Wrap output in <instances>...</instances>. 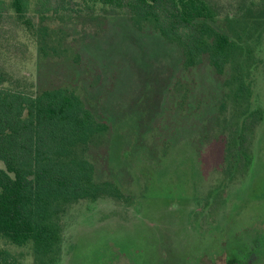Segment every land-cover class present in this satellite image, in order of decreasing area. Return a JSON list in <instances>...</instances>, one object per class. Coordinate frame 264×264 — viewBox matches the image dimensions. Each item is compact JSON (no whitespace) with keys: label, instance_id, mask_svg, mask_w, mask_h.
I'll return each mask as SVG.
<instances>
[{"label":"rangeland","instance_id":"obj_1","mask_svg":"<svg viewBox=\"0 0 264 264\" xmlns=\"http://www.w3.org/2000/svg\"><path fill=\"white\" fill-rule=\"evenodd\" d=\"M79 2L44 20L74 50L68 57L40 56L32 11L33 27L11 12L0 21L6 83L34 91L73 86L110 128L88 153L96 178L113 181L126 197L70 204L53 264H173L180 257L186 264H264V116L246 175L225 181L218 126L225 75L206 61L185 69L179 47L157 32L136 29L124 14L90 21ZM212 3L224 19L249 0ZM255 35L251 102L264 113V30ZM0 250L7 264H33L28 246L0 238Z\"/></svg>","mask_w":264,"mask_h":264},{"label":"trees","instance_id":"obj_2","mask_svg":"<svg viewBox=\"0 0 264 264\" xmlns=\"http://www.w3.org/2000/svg\"><path fill=\"white\" fill-rule=\"evenodd\" d=\"M78 1L86 6L90 21L101 23L107 15L124 14L136 29L157 32L179 47L183 68L206 61L216 74L225 75V100L218 119L224 141L220 169L225 181L245 176L264 116L260 107L252 105L250 84L256 61L252 40L264 30V0H249L241 11L226 13L224 19H218L212 0H0V21L11 12L33 27L28 17L32 11L39 17L40 56L68 57L74 50L65 47L60 33L50 30L44 20ZM75 12L66 14L72 18ZM7 81L0 69V238L28 246L33 264H53L60 255L61 216L70 204L126 198L113 181L97 180L88 154L107 141L110 128L71 85L34 91ZM112 153L116 158L117 151ZM181 259L173 264H186ZM0 264H7L1 250Z\"/></svg>","mask_w":264,"mask_h":264}]
</instances>
